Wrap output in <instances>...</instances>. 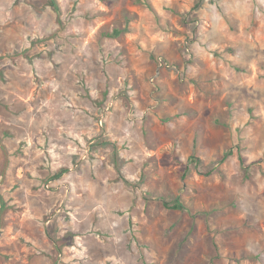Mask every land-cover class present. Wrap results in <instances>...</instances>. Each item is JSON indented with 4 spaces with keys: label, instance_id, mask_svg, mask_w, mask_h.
Wrapping results in <instances>:
<instances>
[{
    "label": "rangeland",
    "instance_id": "374dc122",
    "mask_svg": "<svg viewBox=\"0 0 264 264\" xmlns=\"http://www.w3.org/2000/svg\"><path fill=\"white\" fill-rule=\"evenodd\" d=\"M51 1L0 0V264H264V0Z\"/></svg>",
    "mask_w": 264,
    "mask_h": 264
},
{
    "label": "trees",
    "instance_id": "16d2710c",
    "mask_svg": "<svg viewBox=\"0 0 264 264\" xmlns=\"http://www.w3.org/2000/svg\"><path fill=\"white\" fill-rule=\"evenodd\" d=\"M51 5L56 9V11L59 10L57 4L55 3V1H51ZM193 158V157H192ZM191 158V159H192ZM65 170H62L60 173H59V176L64 172ZM166 204V207L169 208V209H174V210H179V209H184V205L183 203L179 200V199H176L175 201H173L172 204H169V203H165ZM1 210V208H0Z\"/></svg>",
    "mask_w": 264,
    "mask_h": 264
},
{
    "label": "built area",
    "instance_id": "2783aa9c",
    "mask_svg": "<svg viewBox=\"0 0 264 264\" xmlns=\"http://www.w3.org/2000/svg\"><path fill=\"white\" fill-rule=\"evenodd\" d=\"M160 62H161V64H160V65H161V66H164V61H160ZM158 74H159V73H158Z\"/></svg>",
    "mask_w": 264,
    "mask_h": 264
}]
</instances>
